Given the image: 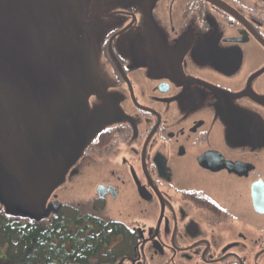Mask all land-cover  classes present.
<instances>
[{
    "label": "flooded vegetation",
    "instance_id": "af4514ba",
    "mask_svg": "<svg viewBox=\"0 0 264 264\" xmlns=\"http://www.w3.org/2000/svg\"><path fill=\"white\" fill-rule=\"evenodd\" d=\"M48 1L1 0L30 38L0 35V140L62 184L6 214L56 229L62 264H264V0Z\"/></svg>",
    "mask_w": 264,
    "mask_h": 264
},
{
    "label": "rangeland",
    "instance_id": "374dc122",
    "mask_svg": "<svg viewBox=\"0 0 264 264\" xmlns=\"http://www.w3.org/2000/svg\"><path fill=\"white\" fill-rule=\"evenodd\" d=\"M20 0H16V3L18 4ZM1 3V1H0ZM22 3L25 4V7L28 9L33 8L30 4H40L37 5L38 7H41L45 10H47V6L49 5L48 0H22ZM12 9L9 6L7 8V12H10ZM16 13V11L14 12ZM11 16H14L12 14ZM31 21L34 20L32 17L29 18ZM7 44L13 49V52H15V47L17 46V42L13 41V39H8ZM7 45V46H8ZM8 46V47H9ZM11 52H9L8 55L11 56ZM90 64L88 56L86 53L81 50L80 51V66L82 68H86V66ZM73 81V77L70 74L68 76V84L70 85V82ZM60 157V155H58ZM52 155H49L45 152L39 151V150H32L31 151V157L29 159V164L31 167V170L34 172H37L38 170L42 169L41 172L37 175V184H39L45 192L43 194L44 203L47 204L48 200L50 199L51 194L54 193L57 186L61 185V171L58 172V166L60 161L52 158ZM61 160V158H60ZM58 163V165H57ZM3 166L0 164V204L2 205L3 209L6 211H12L14 213H22L23 215L30 216L31 218L35 217H44V211L48 210L46 208V204L42 206L41 204H37L35 202H27V201H20L24 197V195L17 189L14 184L9 180L6 173L3 171ZM58 173V176L56 177V174ZM67 189H62L57 191L56 194L60 195V199L62 201L67 200V195L70 194L66 191ZM73 193H76L75 190ZM26 198V197H25ZM25 198L23 200H25ZM27 212V213H26ZM4 249L3 247L0 248V252L3 253Z\"/></svg>",
    "mask_w": 264,
    "mask_h": 264
},
{
    "label": "trees",
    "instance_id": "16d2710c",
    "mask_svg": "<svg viewBox=\"0 0 264 264\" xmlns=\"http://www.w3.org/2000/svg\"><path fill=\"white\" fill-rule=\"evenodd\" d=\"M49 227L50 225H40L30 220L18 222L13 216H8L0 204V248L8 246L6 253L11 258L9 264H16L17 258L23 259L24 264H38L37 262L43 261L45 264H62L61 258L65 251L56 250L50 244L56 229L51 231ZM45 244H48V247ZM16 247L18 251L14 250ZM33 248L38 252L36 259L30 254L34 252ZM56 260L59 263H56Z\"/></svg>",
    "mask_w": 264,
    "mask_h": 264
},
{
    "label": "water",
    "instance_id": "95a60500",
    "mask_svg": "<svg viewBox=\"0 0 264 264\" xmlns=\"http://www.w3.org/2000/svg\"><path fill=\"white\" fill-rule=\"evenodd\" d=\"M1 1V0H0ZM25 4L22 2L20 3V7H23ZM25 8V6L23 7ZM7 18H9V15H6ZM22 21L19 17H16L13 22H19ZM7 22H9V19H7ZM17 26L9 25V26H2L0 27V35L3 37L2 40H5V43L7 44V40L10 38H15L12 35L13 32H20L22 36L29 37L30 33H25L23 30H18L16 28ZM13 41L18 42L17 40L13 39ZM8 45V44H7ZM9 46V45H8ZM25 46V45H24ZM37 50L43 49L42 44H36ZM41 54H44L41 50ZM13 150L9 152V145H7L6 141L0 140V164L3 166V171L8 176L9 180L14 184V186L19 189V191L24 195L20 201H27V202H35L37 204H41L43 206L44 200L43 194L45 192L39 184L35 183L37 182V175L39 172L42 171V169L38 170L37 172H34L31 170L29 159L31 157V149L25 146L24 143H19V145L15 149V153L18 155V160L13 161L12 154L14 151V145ZM54 156V154H53ZM26 197V198H25ZM25 198V200H23Z\"/></svg>",
    "mask_w": 264,
    "mask_h": 264
}]
</instances>
